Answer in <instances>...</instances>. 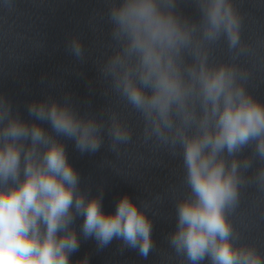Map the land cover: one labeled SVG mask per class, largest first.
Wrapping results in <instances>:
<instances>
[{
  "label": "clouds",
  "instance_id": "clouds-1",
  "mask_svg": "<svg viewBox=\"0 0 264 264\" xmlns=\"http://www.w3.org/2000/svg\"><path fill=\"white\" fill-rule=\"evenodd\" d=\"M106 2L111 42L98 65L108 85L103 95L114 94L139 115L143 143L182 158L187 193L175 205L169 246L182 264H264L256 245L239 242L230 219L241 188L254 183L264 190V101L248 90L250 72L237 63L249 46L234 0H192L198 21L180 11L179 0ZM3 4L12 10L14 0ZM221 38L228 62L211 58ZM67 51L84 61L79 37L69 38ZM101 113H81L66 92L63 100L31 101L25 119L0 93V264H71L81 236L98 250L118 240L145 259L156 248L149 205L124 194L106 212L103 188L94 195L82 190L69 160L66 140L81 154L98 152L105 134L117 155L132 143L117 111ZM248 148L251 155H243ZM254 161L259 167L249 177Z\"/></svg>",
  "mask_w": 264,
  "mask_h": 264
}]
</instances>
